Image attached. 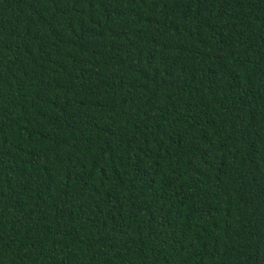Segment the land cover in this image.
<instances>
[{
  "label": "trees",
  "instance_id": "1",
  "mask_svg": "<svg viewBox=\"0 0 264 264\" xmlns=\"http://www.w3.org/2000/svg\"><path fill=\"white\" fill-rule=\"evenodd\" d=\"M0 264H264V0H0Z\"/></svg>",
  "mask_w": 264,
  "mask_h": 264
}]
</instances>
